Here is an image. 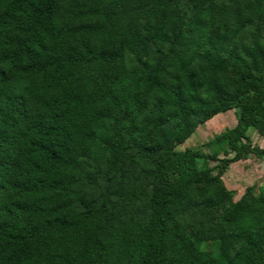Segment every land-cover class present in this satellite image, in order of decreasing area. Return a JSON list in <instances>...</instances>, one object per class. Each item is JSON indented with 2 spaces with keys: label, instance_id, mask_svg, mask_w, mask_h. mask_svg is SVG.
I'll use <instances>...</instances> for the list:
<instances>
[{
  "label": "trees",
  "instance_id": "1",
  "mask_svg": "<svg viewBox=\"0 0 264 264\" xmlns=\"http://www.w3.org/2000/svg\"><path fill=\"white\" fill-rule=\"evenodd\" d=\"M249 129L264 0H0V264H264V193L221 179Z\"/></svg>",
  "mask_w": 264,
  "mask_h": 264
},
{
  "label": "rangeland",
  "instance_id": "2",
  "mask_svg": "<svg viewBox=\"0 0 264 264\" xmlns=\"http://www.w3.org/2000/svg\"><path fill=\"white\" fill-rule=\"evenodd\" d=\"M235 119V110L232 109L227 112L219 113L213 116L211 119L207 120L206 122L200 124L196 131L187 139V141L179 146V148H183L185 146L191 147L194 149H198V151L205 152L207 149L204 146V143L209 140L214 134L220 133L225 127H232L234 122H236ZM252 130V129H249ZM248 130V131H249ZM249 137L250 133L248 132ZM251 140V137H250ZM251 143L254 147H259V145H262L264 149V143H254L251 140ZM222 157V155H220ZM231 156V154L229 155ZM257 156L254 154H247L244 158L245 162L253 163L255 160H257ZM197 165L204 168L208 166H213L214 162H208L204 159L199 158L197 159ZM240 165L234 164V162H226L223 163L224 169L222 171L221 179L224 184V186L230 191L231 199L232 201L238 200L242 194L247 190V188L250 189L253 195L258 196L261 193H264V177L258 178V180H252L250 177V180H243V172L241 171V163ZM216 172V169L213 170V173ZM249 172V171H248ZM255 176V175H253ZM234 177L236 180H240L238 183L234 182ZM216 246L215 243L212 242H203L201 243V247L205 249H214Z\"/></svg>",
  "mask_w": 264,
  "mask_h": 264
},
{
  "label": "crops",
  "instance_id": "3",
  "mask_svg": "<svg viewBox=\"0 0 264 264\" xmlns=\"http://www.w3.org/2000/svg\"><path fill=\"white\" fill-rule=\"evenodd\" d=\"M233 124H235V122ZM248 132L250 133L251 140L254 143L256 144L262 143V142L264 143V135H259L254 130H249ZM259 147H263V146L259 145ZM239 163H241L240 168H241V171L243 172V180L247 181L251 179L250 177H255V178H252V180L256 181L258 180V178L264 177V158L263 157L257 158V160H255L253 163L245 162L244 159L234 162V164L236 165H240ZM239 181L240 180H236V179L234 180L235 183H238Z\"/></svg>",
  "mask_w": 264,
  "mask_h": 264
}]
</instances>
